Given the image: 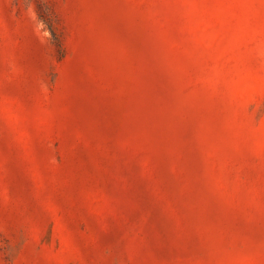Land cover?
I'll use <instances>...</instances> for the list:
<instances>
[{"label": "rangeland", "instance_id": "374dc122", "mask_svg": "<svg viewBox=\"0 0 264 264\" xmlns=\"http://www.w3.org/2000/svg\"><path fill=\"white\" fill-rule=\"evenodd\" d=\"M0 264H264V0H0Z\"/></svg>", "mask_w": 264, "mask_h": 264}]
</instances>
